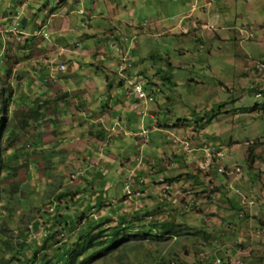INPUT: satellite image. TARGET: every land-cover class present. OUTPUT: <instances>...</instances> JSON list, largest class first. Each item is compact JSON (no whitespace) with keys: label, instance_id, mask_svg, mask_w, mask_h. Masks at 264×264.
I'll return each instance as SVG.
<instances>
[{"label":"rangeland","instance_id":"obj_1","mask_svg":"<svg viewBox=\"0 0 264 264\" xmlns=\"http://www.w3.org/2000/svg\"><path fill=\"white\" fill-rule=\"evenodd\" d=\"M67 1L0 0V124L3 111L10 128L25 117L21 105L28 107L24 96L32 85L35 96L46 87L51 94L56 77L75 73L79 84L89 75L102 82L110 78L122 99L124 83L129 89L132 78L142 77L154 113L114 131L97 127L105 103L92 112L78 102L63 112L62 83L50 96L35 99L40 120L26 123L12 149L8 143L0 147L9 162L8 173L0 175V245L7 238L17 241L15 248L25 233L27 245L42 250L37 259L46 253L53 264L98 225L113 232L172 223L181 236H136L114 249L113 256L122 259L102 257L92 264H264L263 17L253 25L248 17L238 20L237 12L227 16L226 27L200 26L190 36H156L148 25L135 35L114 32L118 16L97 17H111L104 0H73L68 14L62 10ZM100 27L113 29L112 36L84 35ZM92 47L107 55L98 59L102 52ZM43 72L53 80L46 87ZM108 91L105 86L96 97L108 101ZM125 128L133 137L123 139ZM47 232L52 241L43 250ZM14 253L0 250V259Z\"/></svg>","mask_w":264,"mask_h":264},{"label":"crops","instance_id":"obj_2","mask_svg":"<svg viewBox=\"0 0 264 264\" xmlns=\"http://www.w3.org/2000/svg\"><path fill=\"white\" fill-rule=\"evenodd\" d=\"M75 2H78V0H75ZM82 2V0H79V3ZM104 2V4L107 7L106 11H109V16H105L106 14L100 13L97 17L102 18L103 20L110 18L109 21H112V18L118 16V23H119V29L114 26V32L116 30H119L121 32H127V30L132 31L131 33L137 35V33L141 32L144 29V26L149 27L150 30H154L153 34L155 33L156 36H167V34L171 35V33H179L181 35H188L194 31L197 30L198 27H207V28H218L220 26L226 27L227 25V16L230 14H233V17L236 16V13L239 12L240 15H237L236 18L238 20L243 19L245 17H248L249 22L253 25L257 24L259 22L257 19L259 16L263 17L264 22V0H104L101 1ZM66 3V2H65ZM74 3L73 0L67 1L65 4V7H63V11L67 14L69 13V8ZM259 3V7L258 4ZM98 3H94V11L98 10ZM131 8V10L129 9ZM259 8V9H258ZM125 9V10H124ZM251 9H254V11H251ZM243 10V11H242ZM76 11V10H74ZM72 11V12H74ZM121 11H124L121 14ZM79 12V11H78ZM87 15L92 16V13L89 11H86ZM129 12V19L126 20V16L123 17L125 14ZM142 17L143 21L142 23H138V18ZM262 19V18H261ZM258 25V24H257ZM104 27H101L97 30L98 33L92 35L89 33H85L84 35L88 37H94L95 39L99 34H103L105 38H109L113 34V29L106 30ZM224 30V29H222ZM84 33V31H82ZM177 33V34H178ZM115 34V33H114ZM66 43V42H65ZM61 47V46H60ZM92 51L95 52H102L101 57L98 59H102L103 55H107V52L105 49L98 48V47H92ZM126 48V47H125ZM65 49V48H64ZM127 49V48H126ZM66 51H69L68 49H65ZM65 51V52H66ZM61 51V54L65 53ZM79 52V51H78ZM86 53L88 56L91 54V50H88L86 52L82 51L81 53ZM127 59L130 58V55L126 56ZM110 59L111 57H107ZM125 58V57H124ZM134 58V57H133ZM132 58V60H133ZM65 59V58H64ZM126 59V61H127ZM112 59H110L111 61ZM124 60V59H123ZM122 60V61H123ZM70 61V60H69ZM75 68L79 66V63L75 62ZM136 61L132 62V65H135ZM61 64H66L65 62H62ZM101 65L103 63H100ZM137 64V63H136ZM108 68V67H106ZM75 69V70H76ZM112 72V71H111ZM45 74V87L48 84V81H53L51 77L46 75V72H43ZM130 76L133 75L130 73ZM33 75V74H32ZM66 76V77H56L55 81L56 84L53 85L54 88L58 87L60 83L63 85H60V92H62L65 98L63 101V107L64 106H70L69 108H65L62 110L63 112L67 111L70 112L72 109V106L74 104L77 105L78 102L81 103V107L83 110H91L93 112V107H97L100 110V106L98 104L105 103V105L102 104V108L104 109L105 115L100 118V123L97 127H103V129H114L116 131V128L127 121H131L134 119V122L136 123L140 118L143 119L141 115L145 114H151L153 109H150L148 104L142 105L135 95L133 96H127L124 95L122 98H120V93L118 90H113L111 85L113 82L110 78H107L105 81L99 80L97 77H91L89 75L87 80L81 81L83 84H79V76ZM33 77V76H31ZM42 77V76H40ZM50 79V80H48ZM123 79H127L124 77ZM54 81V82H55ZM76 82L77 87H73L71 84L73 82ZM79 81V82H78ZM122 81V80H121ZM122 83V82H121ZM36 84H40L36 81ZM128 83H124L123 87L126 89V93L128 91ZM100 85V89H92V87ZM109 87V100L103 101L101 99V95L104 93V87ZM53 87H52V93H53ZM153 87V85H152ZM32 89L30 91L25 92V102L28 105V107L25 108L24 105L22 106L23 111L26 112L25 118L26 122H28L30 125H33L36 119L34 118V115L37 113V110L35 109V105L38 101L34 102L35 99H40V97L46 98L47 96H50L51 94L48 93V88L44 89L43 95L35 96V88L32 85ZM84 88V90H83ZM34 91V95L30 94ZM101 94L97 98L96 94ZM12 94V93H11ZM16 91H13V99L15 97ZM115 98L117 100H115ZM31 99V100H29ZM29 100V101H26ZM15 101V99H14ZM80 106V105H79ZM101 108V109H102ZM154 108V107H153ZM66 109V110H65ZM65 110V111H64ZM109 111V114L106 112ZM118 111V112H117ZM121 111V112H120ZM60 111H58L57 114H59ZM121 114L120 118H116L113 116V114ZM154 113V111H153ZM154 115V114H153ZM98 118V119H99ZM98 122V120H97ZM95 123V121H94ZM108 125V127H107ZM128 128H130L128 126ZM154 129H161L159 126H156ZM137 133H134L135 137H139L136 135ZM116 134V138L118 139ZM121 135L123 139L125 137H133V134L129 131L124 129V133L121 132ZM116 139V140H117ZM139 139V138H137ZM88 173V172H87Z\"/></svg>","mask_w":264,"mask_h":264},{"label":"trees","instance_id":"obj_3","mask_svg":"<svg viewBox=\"0 0 264 264\" xmlns=\"http://www.w3.org/2000/svg\"><path fill=\"white\" fill-rule=\"evenodd\" d=\"M5 95V90H3V96ZM10 102V101H9ZM9 102H6L3 104V107H6L9 105ZM40 113H36L34 115V118L37 120H40ZM26 118L23 117L21 121H18L17 124L9 127V114L6 111H3L1 114V124H0V147L6 143H8V150L12 149L10 147H13L14 140L20 141V133L26 129ZM20 128V130H17V128ZM13 128V132L11 134H7L8 130H11ZM6 147V149H7ZM5 149V151H7ZM4 151L0 150V175L1 173H8V160L5 161V158L3 156ZM8 176V174H7ZM14 188H18L15 184L13 185ZM0 190L2 192H5L4 187L0 186ZM16 192V191H15ZM15 192H13L10 197L12 198L15 195ZM3 194V193H2ZM1 198V194H0ZM8 199L3 200L6 202ZM234 207L238 210L239 208L237 204H234ZM0 225H3V222L0 223ZM133 224H128V226H131ZM158 225V224H157ZM157 225H151L149 228L142 227V229L134 230V228L127 227L122 229L121 227H118L117 230H114L113 232H105L106 230L100 229V225L89 231V234L82 235V237L78 238V246L77 249H67L64 250L63 253L60 255V262H54L53 264H92L93 262H96L98 260H101L102 257H107L104 260L114 259L117 257V259H122L123 256H120L118 254L117 256H113L116 251L114 250L116 247H119V244L121 241L124 243L128 242L129 240L133 239V237L136 236H142L145 234H150V239H165L166 236H170L171 234H174L176 236H181V234L177 231V226L172 223H163L159 226ZM7 229L10 226H6ZM34 229V228H33ZM100 229V230H99ZM98 230V231H97ZM58 233L56 232V235ZM4 235L2 234V238ZM18 237V236H17ZM27 237L25 233L22 234L20 237V240L17 243V246L15 248H12L13 242L12 240L8 241L7 238H4V242L0 245V250H6L9 251H15L14 256L10 258L8 261H5L3 258L0 259V264H52V259H46L45 256L48 254H44L42 257L37 259V255L42 251L40 248L35 247L34 245H27ZM47 237L46 239H43V244L41 248L44 250V247L49 244L52 241V238L49 237V233L44 236ZM19 238V237H18ZM42 243V241H41ZM131 245V244H130ZM126 246H121V251L125 249ZM138 249V248H134ZM109 254H111L109 256ZM109 256V257H108ZM111 261V260H109ZM157 264H168V261L158 262Z\"/></svg>","mask_w":264,"mask_h":264},{"label":"built area","instance_id":"obj_4","mask_svg":"<svg viewBox=\"0 0 264 264\" xmlns=\"http://www.w3.org/2000/svg\"><path fill=\"white\" fill-rule=\"evenodd\" d=\"M126 59L127 57L124 58V60L122 61V66H121V70L124 71L126 68ZM61 69L63 71L66 70V66L62 65ZM129 89L126 93L127 96H133L135 95L136 98L138 99V101L142 104V105H146L147 101L149 102H154V98L152 96V94H148L146 92V90L144 89V81L143 78L138 76V77H134L129 81Z\"/></svg>","mask_w":264,"mask_h":264},{"label":"clouds","instance_id":"obj_5","mask_svg":"<svg viewBox=\"0 0 264 264\" xmlns=\"http://www.w3.org/2000/svg\"><path fill=\"white\" fill-rule=\"evenodd\" d=\"M32 229V228H31Z\"/></svg>","mask_w":264,"mask_h":264}]
</instances>
